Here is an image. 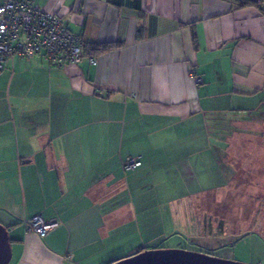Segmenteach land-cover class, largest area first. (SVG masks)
Here are the masks:
<instances>
[{
  "label": "crops",
  "instance_id": "crops-1",
  "mask_svg": "<svg viewBox=\"0 0 264 264\" xmlns=\"http://www.w3.org/2000/svg\"><path fill=\"white\" fill-rule=\"evenodd\" d=\"M32 2L116 47L95 64L15 57L0 72L9 264H112L187 235L233 237L264 263V5ZM131 157L142 165L125 171ZM36 216L58 226L29 231Z\"/></svg>",
  "mask_w": 264,
  "mask_h": 264
},
{
  "label": "built area",
  "instance_id": "built-area-1",
  "mask_svg": "<svg viewBox=\"0 0 264 264\" xmlns=\"http://www.w3.org/2000/svg\"><path fill=\"white\" fill-rule=\"evenodd\" d=\"M39 55L61 67L78 66L85 57L91 64L96 63L95 56H87L83 39L64 25L59 14L34 5L32 0H1L0 72L15 57L30 59ZM193 77L198 85L203 83L200 75ZM141 165L139 158L131 157L124 161L123 168L132 171ZM26 226L29 231L46 236L58 223L36 216L26 220Z\"/></svg>",
  "mask_w": 264,
  "mask_h": 264
},
{
  "label": "water",
  "instance_id": "water-1",
  "mask_svg": "<svg viewBox=\"0 0 264 264\" xmlns=\"http://www.w3.org/2000/svg\"><path fill=\"white\" fill-rule=\"evenodd\" d=\"M12 247L8 229L0 224V264H9ZM112 264H245L209 254L182 249H151L133 254Z\"/></svg>",
  "mask_w": 264,
  "mask_h": 264
},
{
  "label": "rangeland",
  "instance_id": "rangeland-1",
  "mask_svg": "<svg viewBox=\"0 0 264 264\" xmlns=\"http://www.w3.org/2000/svg\"><path fill=\"white\" fill-rule=\"evenodd\" d=\"M235 242L233 237H225L220 239H211L210 235L202 236H182L178 242H168L161 244L162 249H182L197 253L209 254L218 258L234 260L245 264H264L260 259L249 258L242 254H235V250L232 249Z\"/></svg>",
  "mask_w": 264,
  "mask_h": 264
},
{
  "label": "trees",
  "instance_id": "trees-1",
  "mask_svg": "<svg viewBox=\"0 0 264 264\" xmlns=\"http://www.w3.org/2000/svg\"><path fill=\"white\" fill-rule=\"evenodd\" d=\"M232 1L235 2V3H237L241 7L254 6V7H257L259 9H261V10H262L263 5H264V0H260V1H253V0H232ZM84 47H85V52H86L87 56L88 55H93V56L96 57L97 54H102V53H106V52H109V51L113 50L116 47V44H114V43H105V44H99V45H97V44H86L84 42Z\"/></svg>",
  "mask_w": 264,
  "mask_h": 264
}]
</instances>
